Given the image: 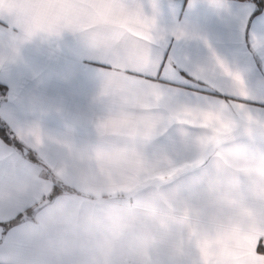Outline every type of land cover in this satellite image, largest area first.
Returning <instances> with one entry per match:
<instances>
[{
	"label": "snow or ice",
	"instance_id": "1",
	"mask_svg": "<svg viewBox=\"0 0 264 264\" xmlns=\"http://www.w3.org/2000/svg\"><path fill=\"white\" fill-rule=\"evenodd\" d=\"M217 137L264 147V0H0V264H38L45 213L99 188L171 207ZM138 264H264V221Z\"/></svg>",
	"mask_w": 264,
	"mask_h": 264
},
{
	"label": "clouds",
	"instance_id": "2",
	"mask_svg": "<svg viewBox=\"0 0 264 264\" xmlns=\"http://www.w3.org/2000/svg\"><path fill=\"white\" fill-rule=\"evenodd\" d=\"M196 146L201 157L212 165L211 170H201L197 179L207 198V209L174 202L169 207L170 214L157 217V223L171 220L187 233L190 228L199 232L205 219L238 231L264 221V147L232 137H217L210 145L197 141ZM137 219L119 191H109L104 197L97 192L94 200L79 207L78 214L62 206L46 212L40 230L53 224L75 226V230H68V239L62 238L55 246L47 245L57 264L65 246L73 242L72 236L82 243L91 240L94 244L83 264H138L154 247L144 233L132 240L124 239L125 231L133 228Z\"/></svg>",
	"mask_w": 264,
	"mask_h": 264
},
{
	"label": "crops",
	"instance_id": "3",
	"mask_svg": "<svg viewBox=\"0 0 264 264\" xmlns=\"http://www.w3.org/2000/svg\"><path fill=\"white\" fill-rule=\"evenodd\" d=\"M185 8L187 7L188 0H182ZM66 39H71V37H66ZM211 163L205 164L198 171L193 172L188 177V187L179 202L175 204H183L184 202L191 203L194 206H203L205 210L207 209L206 196L201 192V187L197 183V179L201 174V170L208 169L211 170ZM243 179V178H242ZM109 191L105 188H99L97 192L100 193L102 197L106 196ZM95 194L94 198L95 199ZM124 196V195H123ZM127 199L126 196H124ZM129 205L132 207V210L137 216V222L133 228L126 230L124 233L125 240H132L137 235L144 233L151 238V243L153 244L154 251L162 249L166 244H169L177 230L180 229L174 222L171 220L167 224H158L157 217L164 215L168 216L170 214L169 206L164 204L153 205L151 200H145L142 205H137L130 202L127 199ZM174 203V202H173ZM78 214V211H77ZM69 229H74V225H61L53 224L50 225L47 229L41 231L40 237L36 243V256L38 264H57L54 257L51 256L49 248L47 245L50 243L53 246L57 245L59 241L69 238ZM73 242L65 246V250L62 253L58 264H62L69 256L74 260L75 264H83L85 257L88 255L89 250H94V244L91 240L87 242H81L76 239L74 236L71 237Z\"/></svg>",
	"mask_w": 264,
	"mask_h": 264
}]
</instances>
